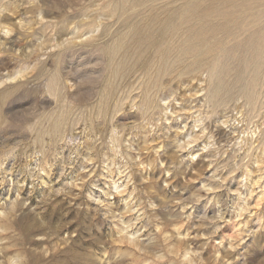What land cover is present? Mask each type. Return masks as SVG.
I'll return each instance as SVG.
<instances>
[{
  "label": "rangeland",
  "instance_id": "374dc122",
  "mask_svg": "<svg viewBox=\"0 0 264 264\" xmlns=\"http://www.w3.org/2000/svg\"><path fill=\"white\" fill-rule=\"evenodd\" d=\"M0 264H264V0H0Z\"/></svg>",
  "mask_w": 264,
  "mask_h": 264
},
{
  "label": "bare ground",
  "instance_id": "6f19581e",
  "mask_svg": "<svg viewBox=\"0 0 264 264\" xmlns=\"http://www.w3.org/2000/svg\"><path fill=\"white\" fill-rule=\"evenodd\" d=\"M221 2H222V1H221ZM227 2H228V1H227ZM224 4H225V3H224ZM111 7H112V5H111ZM64 24H65V23H64ZM69 24H70V23H69ZM84 25H85V24H84ZM127 32H128V30H127ZM128 34H129V33H128ZM124 36H125V35H124ZM119 37H120V36H119ZM121 39H122V38H121ZM121 39H120V40H121ZM156 41H157V40H156ZM205 42H206V41H205ZM135 43H136V42H135ZM140 43H141V42H140ZM140 43H139V44H140ZM254 44H255V43H254ZM128 46H131V45H128ZM128 46H127V47H128ZM220 46H221V45H220ZM142 48H143V47H142ZM109 49H110V48H109ZM136 49H137V48H136ZM125 50H126V49H125ZM140 50H141V49H140ZM140 50H139V51H140ZM113 51H114V50H113ZM115 52H117V51H115ZM134 52H135V51H134ZM140 52H141V51H140ZM124 53H125V52H124ZM128 54H129V53H128ZM112 61H113V60H112ZM164 63H165V62H164ZM254 64H255V63H254ZM251 67H252V65H251ZM154 68H155V67H154ZM246 70H247V69H246ZM114 73H115V72H114ZM157 73H158V72H157ZM224 73H225V72H224ZM246 75H247V74H246ZM227 89H228V88H227Z\"/></svg>",
  "mask_w": 264,
  "mask_h": 264
}]
</instances>
